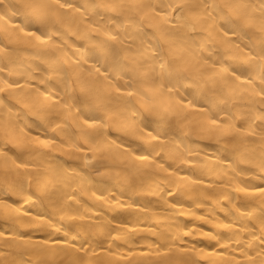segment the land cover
<instances>
[{
	"label": "bare ground",
	"instance_id": "1",
	"mask_svg": "<svg viewBox=\"0 0 264 264\" xmlns=\"http://www.w3.org/2000/svg\"><path fill=\"white\" fill-rule=\"evenodd\" d=\"M0 264H264V0H0Z\"/></svg>",
	"mask_w": 264,
	"mask_h": 264
}]
</instances>
